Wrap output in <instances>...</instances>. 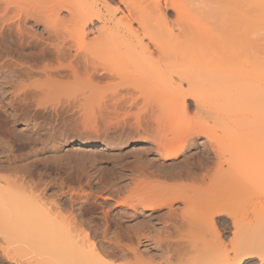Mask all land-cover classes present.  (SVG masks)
Listing matches in <instances>:
<instances>
[{
	"label": "bare ground",
	"instance_id": "bare-ground-1",
	"mask_svg": "<svg viewBox=\"0 0 264 264\" xmlns=\"http://www.w3.org/2000/svg\"><path fill=\"white\" fill-rule=\"evenodd\" d=\"M170 11L174 13L172 19H169L167 15ZM61 12H66V17L60 15ZM29 21L34 25L42 24L41 33L28 28ZM64 22L68 23V26L64 27ZM102 87L109 88L110 92L103 94ZM188 97L192 100L187 99V101H193L196 111L194 112L197 113L196 115L194 113L195 118L191 117L193 122L189 120L188 114L186 115L188 111L186 98ZM149 101L154 103L152 104L154 106L150 111L147 110L148 113L146 106L143 107L148 121L158 124V122L167 121V118L178 120L171 122L172 128L175 127L173 130L176 131L171 133L173 135L171 138L165 137L166 135L163 137L156 135L151 130L152 125L150 126L139 112L132 113V109L140 110L139 105H147ZM92 104L93 107L96 104L101 105L110 110V115L116 116L117 120L110 117L119 135L104 143L97 138L84 137L77 139L76 145H102L111 148L110 146L114 143H122L126 138L144 137V140L148 139L152 142L153 151L162 160L158 168L154 167L152 171L150 168L151 166L153 168L154 163L150 160L146 161L151 171L149 174L161 176L160 173L165 166L174 165L171 161L185 153L194 144L193 136L202 135L207 142H211L210 146L212 145L211 148L217 157V160H213V166L208 165L209 157L206 154L205 159L201 158L202 161L198 159L177 170L168 172L166 170L162 176L170 180L188 179L190 184L196 182V185L208 182H205V177L208 175V183L215 184L217 190H224L220 184H224L225 189L227 186L233 189L239 187L233 182L240 174L244 178L243 172H247V176H250L248 171L255 169L257 161L253 158L258 159V153L260 156L264 151L261 147V144L264 145V0H0V114L5 124L10 125L11 128L18 123L21 124V127L16 130L25 134L27 142L20 146L28 148V153L25 154L10 151L4 158L0 157V202L4 203L0 208V234H3V237L6 236L7 240L12 241L13 246L20 250H23L28 243L38 246L28 247L30 250L26 249L29 257L25 254L27 259H24L26 260L24 264H115L111 261L112 257L116 259V262L119 261L118 264H149L138 251V245L141 239H149L143 234L145 232H142V229L149 228L150 231L148 220L154 214L161 215L159 210L162 207L167 208V211L164 210L166 216H160L162 227L159 229L162 230L163 235L161 236L159 229V232L156 229L151 230L154 233L156 231V235L153 234L151 237L155 243L163 244L159 256L162 262L158 264H243L246 256L252 253L257 254L259 259L264 261V233L254 237L251 233L243 235L245 233L243 232L242 235L246 236L243 238L245 240L237 241V244L232 241L231 248L232 245L236 247L230 249L231 251L220 248L221 245L224 246L221 244L223 240L222 232H219L220 227L229 230V225L232 226V229H235H233L235 233H232L236 234L237 238L240 235L237 233L249 231L246 229L248 226L245 230L241 227L244 225L241 222H246L250 214L249 210L246 212L249 208L248 206L246 208L247 199L246 202L242 200L238 202L244 204L245 207L242 204L243 209H246H244L245 212L242 211L248 217L243 215V212L240 213L241 210L238 214L234 212L232 206L230 207L235 194H232L231 198L232 189L229 188H227L228 191L226 189V195L223 191L221 193V195L224 193L222 195L224 199L220 194L218 195L220 200L217 196L215 198L211 195L214 198L213 202L209 201L202 205L193 204L191 201V193L195 187L190 184L178 185L181 182L175 185L159 184L153 187L150 193L142 195L140 193L139 196L135 192H129L127 196L118 198L120 201L117 204L131 205L134 214L139 206L141 212L144 210L149 214L145 223L137 228L129 225V228H125L129 229L127 232L121 229L124 228L121 227V222L118 220L114 222L107 213L108 210L103 209L100 212L101 215H97L100 221L94 219L99 222L92 227L86 225L87 222L92 221L87 217L92 207L84 205L86 202H82L84 206L79 202V209H76L79 212L78 215L77 211L73 210L77 215L76 221H74V212L67 208H74V202H62V204L58 202L60 205L54 202L53 211L45 209L46 201L42 194L28 192L29 187L32 185L34 187L36 184L30 180L33 179L32 170L38 162L40 163L43 152L48 153L50 158L63 156L59 154L60 148L62 144H67V140L60 130L59 134L56 132L58 124H61V127L64 123L60 109H82L91 107ZM48 109L52 113L45 117L43 110ZM119 111L124 114L123 117L118 114ZM184 114L185 116L182 117ZM198 114L205 116L201 117ZM118 117L122 118L118 119ZM179 121L186 122L180 132L177 130L180 129L177 127ZM220 124L225 125V128L219 132ZM125 129L129 131L125 133ZM259 149L260 152H258ZM225 150L227 154L223 156ZM218 156L223 160H220ZM223 162L226 167L222 166ZM205 168L211 169V173L198 174L195 171H202ZM256 170H253V173L255 172L258 176L259 173H263L260 166L256 167ZM254 174H251L250 178L253 179ZM220 175L233 181L230 180L231 182L227 184L228 179L225 178L227 181L225 183L223 177H219ZM240 176L238 179L241 181L243 178ZM260 177L264 179L263 176ZM250 178L242 181L249 180L252 183ZM198 180L201 182H197ZM30 181L33 184L29 185ZM36 189L34 187L35 192ZM135 189L138 190L137 187ZM202 189L207 193L205 188ZM218 193L216 192L215 195ZM240 194L235 195V203L242 198ZM229 198L231 200L227 202ZM205 199L207 200L208 197ZM248 200L252 199L248 198ZM175 202H181L183 207L173 208ZM61 206L63 208L66 206L67 213H69L68 210L69 214L73 212V216L71 214L68 218V214L65 220L61 215L62 219L66 222L73 217L74 220L71 223L76 225L70 222H66V224L70 223V226L63 224L65 229L68 226L67 230L70 228V232L74 233L63 235L61 231L62 235L57 238L56 230L60 228L61 223L58 220L61 218L59 215ZM253 213L250 217L252 215L258 218ZM10 214L17 217L16 219L19 220L17 222L20 223H9ZM159 215L155 217L160 219ZM196 216H200L203 222L201 224L194 222L191 226ZM31 217L33 221L37 219L39 226L34 229L37 223L32 221L31 223L36 225L29 231L27 230L29 227L27 224L24 225V222ZM245 217L246 220H243L242 218ZM250 217L247 221L248 225H250L249 222L253 223L257 219ZM240 218L242 221L237 220ZM54 222L56 229L54 233L57 232L54 235H57L49 242L46 240L47 233L41 227ZM150 223L152 229L153 222ZM79 224L88 226L91 232L86 228V233L83 232L84 230L79 231L78 228L81 229ZM71 225L76 227V232ZM185 225L191 232L200 234V237L192 236L193 240L182 242L170 241L171 233L176 235ZM21 226L24 229L27 228V231L21 230ZM112 228L122 237L127 238L130 243L123 241L122 244L120 241L124 238L120 235L119 240H122L114 243L118 238V234L114 232L117 238L111 240L113 243V245L111 243V249L114 248L116 251L106 250L110 252L108 253L110 256L105 253L106 251L105 254L102 251L106 248L105 245L103 246V241L97 242L100 247H103L101 248L103 256L98 244L99 250L97 249L93 236L96 235L95 230L99 229L105 241V235ZM81 233L84 234L81 235ZM206 233L212 236L207 235L208 238L210 237L208 239L205 236ZM180 234L182 235L181 232ZM242 235H240L241 238ZM251 235L252 237H249ZM110 239L109 237L108 240ZM42 240L47 241L46 246L45 242L41 244ZM48 243L50 244L47 246ZM217 246L220 251H216ZM223 249H225L224 252H222ZM202 252L206 254L186 258L190 253L201 254ZM106 254L109 257L112 256L111 258L107 256L110 261L105 258ZM8 258L12 260L15 257ZM148 259L151 260L152 257ZM19 260L15 262L18 264Z\"/></svg>",
	"mask_w": 264,
	"mask_h": 264
},
{
	"label": "rangeland",
	"instance_id": "rangeland-1",
	"mask_svg": "<svg viewBox=\"0 0 264 264\" xmlns=\"http://www.w3.org/2000/svg\"><path fill=\"white\" fill-rule=\"evenodd\" d=\"M60 15H62L63 17H66V12H61L60 13ZM168 17H169V19L171 18H173L174 17V13L172 12V11H170V12H168ZM62 16H60V17H62ZM68 23H66L65 24V22H64V27H66V26H68L67 25ZM27 27L29 28H31L32 30H34L36 33H41V31H42V24H37V25H34L31 21H29L28 23H27ZM62 27V26H61ZM64 29H66V28H64ZM6 30V29H5ZM9 58V57H8ZM107 88V87H106ZM102 91H103V94H108V92H110V89L109 88H107V89H105V88H103L102 87V89H101ZM100 90V93L102 92ZM108 90V91H107ZM106 92V93H105ZM9 93V92H8ZM8 96V95H7ZM191 98V97H190ZM154 99V98H153ZM187 99L188 100H192V99H189V97L188 98H186V101H187ZM153 101H155V100H153ZM150 102V101H149ZM148 102V103H149ZM188 102V104H187V112H186V115L188 114V117H189V120L191 119V117H193V118H195L194 117V113L196 112L194 109H195V107L193 106L194 104H192V102L191 101H187ZM190 102H191V104H190ZM148 103H147V105L145 104V105H139L140 106V110H138V109H136V111H134L135 110V108L134 109H132V113L134 112H139V115L141 114L142 116H143V119H146L147 121H148V119L147 118H145V115H144V106H146V112L148 113V111H150L151 110V108L154 106V105H152V104H154V103H156V101L154 102V103H152V102H150L149 103V106H148ZM97 105V104H96ZM94 105V107H93V104H92V106L90 107H83L82 109L81 108H76V109H68V108H63V109H60V114H62V117H63V120H64V123L62 124V126L60 127V125L61 124H58V126L56 127L57 128V130H56V128H55V130H56V132H58L59 130H60V132H61V134H63V136L66 138V140H67V144L66 145H61V148H60V155L62 154L63 156H58V157H55L54 158V156L53 157H51L50 158V155H49V158H48V156H47V154L45 153V152H43L42 154H41V161H40V163L38 162L37 164H36V166L38 167H36L35 166V169H33L32 171L34 172H32L34 175H32V173H31V177H33V179L31 178L30 180H33V182H35L36 184V186L34 185V187H35V189H36V192L34 191V187H33V185L32 186H30L29 187V189H28V192H29V194H38V193H40V194H42V196H43V199H44V201H46V205L44 206V208L45 209H51L52 211L55 209L54 208V206L53 205H55V203H58V202H60L61 204H62V202H74L73 203V206H75L74 208L72 207V208H69V207H67L70 211L72 210H74V211H77L76 212V214L78 215V210H76L77 208H78V206L81 204H83L84 202H86V203H84V205L85 204H87L88 206H90V207H92V211H90L89 212V214H90V216H89V214H87V217L90 219V220H92V221H89V219L87 218V217H84V216H86V215H84L83 217L85 218V219H88V221L89 222H87L88 224H86V225H89V227L91 226L92 227V225H94V224H96V222H99L100 220H99V217L97 216L98 214L99 215H101V213L100 212H102V209L103 210H108L107 211V213L109 214V216H111L110 218H112V220H114V222H117V220H118V222H121L122 224H121V227H124V228H121V229H125V228H129V225L130 226H132V228H133V226H134V228H137V226H139L140 224H143V223H145L146 222V220H148V214H149V212H147V211H142L141 212V207H139V206H137L138 207V210H137V212L134 214V212H133V209L131 208V205H128V204H121V203H118L117 204V202L118 201H120L118 198H123L124 196H127L128 194H130L131 192H135V193H137V195L139 196V194L140 195H142V194H147V193H150L151 191V189L153 188V187H155L156 185H162V184H178V182L180 183V184H178V185H186V184H190L191 182L188 180V179H172V180H170V179H167V178H164L163 176H162V174H163V172H165L166 170H167V172L168 171H174V170H177V169H179V168H182V166H185L186 164H192L195 160H200L201 158H203V159H205V156H207L208 155V157H209V164L208 165H212L213 166V164H214V161L215 160H217L216 158V155H214L215 153L213 152V150H212V148H211V146H210V144H211V142L209 143V142H207V140L202 136V135H196V136H193V142H194V144L192 145V146H190L186 151H185V153H183V154H181L178 158H176V159H174V160H172L171 162L174 164V165H170V166H165L164 167V169H163V171H161V176L159 175V174H149V172H151L153 169H155V168H158V166H159V163H161V158L158 156V155H156L155 154V152L153 151V144H152V142L150 141V140H148V139H143L144 137H140V136H134V137H129L128 139L126 138L125 139V141L124 142H120V143H118V142H116V143H114V145L113 146H110L111 148H109V147H106V146H102V145H93V146H86V145H76L75 144V142L77 141V139H82V138H84V137H91V138H97L99 141H101L102 143H104V141H107L108 139H113V137H114V139L115 138H117L118 137V135L119 134H117V132H118V129L117 128H115L113 125H115V123L113 124V120L111 119V117L110 116H112V115H110L109 113H111V112H109L110 110H108V109H106L105 107L103 108V106H101V105ZM151 105V106H150ZM96 106V107H95ZM144 107V108H143ZM150 108V109H149ZM142 109V110H141ZM50 109H48V110H43V113H44V116L46 115V116H48L49 114H50V112L52 113V111H49ZM63 110V111H62ZM84 110V111H83ZM148 110V111H147ZM193 110V111H192ZM48 113H47V112ZM61 111H62V113H61ZM80 111V112H79ZM122 111V110H121ZM140 111L142 112V113H140ZM195 111V112H194ZM122 112H125V111H122ZM122 112H118V114H120V116H124V114L122 113ZM129 113V112H128ZM130 113H131V110H130ZM173 113V112H172ZM104 114H106V115H104ZM114 114V113H113ZM121 114H123V115H121ZM197 113H195V115H196ZM72 115H73V117H72ZM199 115V114H198ZM45 116V117H46ZM114 116V115H113ZM112 116V118L114 119H116L117 120V118H116V116L115 117H113ZM142 116H140V117H142ZM172 116H174V115H172ZM183 116H185V114L184 115H182V117ZM199 116H205L204 114L203 115H199ZM199 116H197V118L199 117ZM109 117L111 120H109V118L107 119V118ZM122 117H118V119H121ZM128 117H130V118H132V116H128ZM171 117V116H170ZM180 117V116H179ZM84 118V119H83ZM141 120H142V118H140ZM170 118H167V121H163L162 119V121H163V123H159L158 122V124H156V123H154L153 121H151V120H149L148 122H149V124H150V126L152 127L151 128V130L156 134V135H158V136H160V137H163V136H165V137H168V138H171L173 135L171 134L173 131L174 132H176L175 130H173L174 128H172L173 126H171V122L172 121H174V120H177V119H174V120H172L173 118H171L170 120V122L168 121ZM179 119H181V118H179ZM184 119V118H183ZM182 119V120H183ZM199 119V118H198ZM4 119H2V115L0 114V157L1 158H4L6 155H8L9 153H10V151H15V153L17 154V152L19 153V154H25V153H28V148H26L27 149V151H26V149L25 148H23V147H21L20 145H22V144H24V143H26L27 141H26V137H25V134H23L21 131H17L16 130V128L18 129V128H20L21 126V124L20 123H18V124H16L14 127H12L11 128V126L10 125H8V124H5V122L3 121ZM39 120V119H38ZM40 120H41V118H40ZM74 120V121H73ZM77 120V121H76ZM160 120V119H159ZM184 120H186V119H184ZM188 120V121H189ZM83 121V122H82ZM178 121V120H177ZM187 121V120H186ZM195 121V120H194ZM76 122V123H75ZM115 122V121H114ZM168 122V123H167ZM191 122H193L192 121V119H191ZM191 122H189V123H191ZM79 123V124H78ZM153 123V124H152ZM166 123V124H165ZM184 123L186 124V122L184 121ZM184 123H183V121H179L178 123H177V127H180V129H177L178 130V132H180L182 129H183V127H184ZM83 124V125H82ZM110 124H111V126H110ZM113 124V125H112ZM162 124V125H161ZM109 125V126H108ZM78 126V127H77ZM82 126V127H81ZM113 126V128H111ZM116 126V125H115ZM163 126V127H162ZM220 128H219V132L223 129V128H225V125H218ZM11 128V130L13 129V131H11L10 130V128ZM60 127V128H59ZM64 127V128H63ZM95 127V128H94ZM62 128V129H61ZM77 128V129H76ZM109 128V129H108ZM10 130V132H9V130ZM108 131H107V130ZM115 130V132H113L114 130ZM85 130V131H84ZM97 130V131H96ZM100 130V131H99ZM116 130H117V132H116ZM128 130V129H127ZM126 129H125V133H127L128 131H127ZM93 131V132H92ZM103 131V132H102ZM107 131V132H106ZM163 131H164V133H163ZM60 132H58V134L60 133ZM96 132V133H95ZM104 132H105V134H104ZM120 132V131H119ZM173 132V133H174ZM88 133V134H87ZM107 133V134H106ZM109 133H110V136H109ZM113 133V134H112ZM115 133L117 134V135H115ZM167 133V134H166ZM164 134V135H163ZM21 136H23V137H25L24 139L21 137ZM108 136V137H107ZM147 140V141H146ZM71 142V143H70ZM126 142V143H125ZM213 143V142H212ZM13 144V145H12ZM7 145V146H6ZM23 146V145H22ZM8 147H9V149H8ZM17 147H19V148H17ZM79 147V148H78ZM81 147V148H80ZM261 147H263L264 148V145L263 144H261ZM6 148V149H5ZM12 148V149H11ZM14 148V149H13ZM261 149V148H260ZM260 149H259V151L258 152H260ZM20 150V151H19ZM6 151H8L7 152V154H6ZM219 152V151H218ZM79 153V154H78ZM220 153V152H219ZM263 153H264V151H263ZM262 152H261V154H260V156H259V153H258V159H256L255 157L253 158V159H255V160H257L258 162H260L259 163V166H260V170H261V168H262V170H261V172L263 171V173L262 174H260L259 173V176H258V174L256 175V173L254 174L253 173V170H256V167H259L258 166V162L256 161L255 162V169H253V170H249L248 172L250 173L249 175L251 176V174L253 175L254 174V176H253V179H252V177L250 178V176H247V172H243V173H245L244 174V178H243V176H240V175H238V178H239V176L240 177H242L244 180L247 178L248 179V177L250 178V180L252 181V183H250V181L249 180H247V181H240L238 178H237V180L236 181H234L233 183H235L236 184V186L238 185L239 187H236V188H234L233 189V187H226V189L227 188H229L230 190L232 189V192H231V194H230V196L233 194H235V195H238V194H240V196L242 197V198H240V199H238L237 201H236V203H238L239 205H235L236 203L234 202L236 199H235V195H234V199L232 200L233 202H231V205H230V207L232 206L233 208L232 209H234L235 211L234 212H238V211H240V213H242L243 211H244V209H246L247 208V206L249 207V208H247L246 209V212H247V210H249L248 212L250 213V214H252L253 212V214L254 215H256V216H258V218L257 217H252V215H251V217H250V214H248L249 215V217L252 219V218H257L256 219V221L254 220V222L253 221H251V219H250V221L251 222H253V223H250L249 222V224L250 225H248V220H249V217H248V215H245L244 214V212L242 213L243 215H245L246 217H248V220L245 222L244 221V223H243V221L241 220V218L240 219H237V220H239V221H242L241 222V224H244V225H241V227L245 230V228H246V226H248V228H246V229H249V231H241V228H240V225L238 226L239 228H240V231H241V233L239 232V233H237L238 235L240 234V235H242V233L243 232H245V233H243V235H245L246 233H249V235H250V233L254 236V237H258V236H260L261 234H263L264 233V182H263V180L264 179H262V177H260V176H263L264 177V163H263V161H264V155H262L263 154ZM83 154V155H82ZM207 154V155H206ZM224 154L225 155H223V156H226V154H227V152H226V150H225V152H224ZM66 155V156H65ZM47 156V157H46ZM204 156V157H203ZM222 155H221V157H223ZM63 157V158H62ZM198 157H200V158H198ZM220 156H218V158H219ZM220 157V160L222 159ZM68 160H67V159ZM138 158V159H137ZM139 159H141V160H139ZM203 159H201V161L203 160ZM215 159V160H214ZM91 160V161H90ZM152 161L153 163H154V166H153V168H152V166H151V168H150V170L151 171H149V168H148V166L149 165H147L146 164V161L148 162V161ZM207 160V161H208ZM214 160V161H213ZM223 160V159H222ZM58 161V162H57ZM138 161L140 162V163H138ZM144 165H143V164ZM168 163H170V162H168ZM172 163H170V164H172ZM263 163V164H262ZM119 164V165H118ZM136 164V165H135ZM138 164V165H137ZM206 164V165H207ZM41 165V166H40ZM59 165V166H58ZM207 165V166H208ZM225 165V163L223 162V167H226V166H224ZM174 166V167H173ZM181 166V167H180ZM210 166H208L209 168H210ZM129 167H130V169H129ZM135 167H136V169H135ZM142 167V168H141ZM155 167V168H154ZM132 168V169H131ZM138 168V169H137ZM209 168H205L204 170H202V171H199V170H195L196 171V173H200V172H202V173H205V172H208V173H211V169H209ZM211 168H213V167H211ZM39 169V170H38ZM56 169V170H55ZM140 169V170H139ZM142 169H143V171H142ZM145 169V170H144ZM225 169V168H224ZM258 169V168H257ZM132 172H131V171ZM148 170V171H147ZM259 170V169H258ZM140 172V175H139V172ZM257 171V170H256ZM127 172V173H126ZM260 172V171H259ZM142 173H144L143 175H141ZM157 173V172H156ZM247 173V174H246ZM258 173V172H257ZM136 175V176H135ZM243 175V174H242ZM256 175V176H255ZM134 176V177H133ZM247 176V177H246ZM132 177V178H131ZM160 177V178H159ZM207 177H208V175L205 177V182L206 181H208L209 182V180L207 179ZM220 178H222L223 176H219ZM258 177H259V179H258ZM144 178V179H143ZM219 178V179H220ZM225 176L223 177V179L225 180ZM28 179V178H27ZM131 179V180H130ZM223 179H222V182H223ZM228 179V177L226 178V180ZM262 179V180H261ZM36 180V181H35ZM137 180V181H136ZM167 180H169V181H167ZM183 180L185 181V182H183ZM221 180V179H220ZM225 180V183L227 182ZM231 179H228V182H227V184L229 183V182H231V181H233V180H231ZM260 180V181H259ZM140 181V182H139ZM164 181V182H163ZM175 181V182H174ZM216 181H218V180H216ZM248 181H249V183H248ZM32 181H30V183H29V185L30 184H33V182L31 183ZM139 182V183H138ZM183 182V183H182ZM188 182V183H187ZM197 182H201V181H197ZM208 182H206V183H208ZM196 183V182H195ZM195 183H193V184H190V185H192V186H194L195 187V189L192 191V193H191V201H193V204H204V203H208L209 201H212L213 202V199L214 198H212V196L214 197L215 196V198H216V196L218 197V195L220 194L221 195V193H222V191L223 192H225V195H226V189H225V186H224V184L222 185V184H220V186L221 187H223L224 188V190H217V187L215 186V184H212V183H208V184H206V183H204V182H201L200 184H196V185H200V186H196L195 185ZM204 183V184H203ZM216 183V182H215ZM220 183V182H219ZM224 183V182H223ZM262 183V184H261ZM209 184H211V185H209ZM218 184V183H217ZM141 185V186H140ZM234 185V184H233ZM137 187V189L140 191L139 193H138V190L136 191V189L134 190V188H136ZM206 186V187H205ZM210 186H211V188H210ZM229 186H231V185H229ZM197 187H199V188H197ZM205 188V190L207 191V193H205L204 192V190L202 189V188ZM209 187V188H208ZM212 187H215L216 189H214V188H212ZM220 187V188H221ZM132 188H133V190H132ZM201 188V190H199ZM131 189V191H129ZM208 189H210V191H208ZM212 190V191H211ZM216 190V191H215ZM33 191V192H32ZM128 191V192H127ZM202 191V193H200V192ZM213 191H214V194H213ZM227 191H228V189H227ZM35 192V193H34ZM130 192V193H129ZM216 192L218 193L217 195H215L216 194ZM252 193L251 195H250V193ZM94 193H96V194H94ZM117 193V194H116ZM204 193V194H203ZM211 193V194H210ZM230 193V192H229ZM100 196H99V195ZM224 194V193H223ZM222 194V195H223ZM95 195H97V196H95ZM117 195H119L118 197H117ZM212 195V196H211ZM221 195V198H223V196ZM229 195V194H228ZM250 197H249V196ZM79 196V197H78ZM102 196V197H101ZM229 196V197H230ZM239 196V195H238ZM238 196L236 197V198H238ZM252 196H253V198H252ZM81 197V198H80ZM91 197V198H90ZM207 198L208 197V199L206 200H204V198ZM212 200H211V199ZM231 198H232V196H231ZM248 198L250 199H252V200H248ZM56 199V200H55ZM218 199L220 200V197H218ZM224 199V198H223ZM226 199V198H225ZM246 199H247V203L248 204H246V208H244L243 209V206H244V204H243V206H242V204L240 203V202H238V201H240V200H242V201H245L246 202ZM116 202H115V201ZM216 201H217V199H215ZM215 200H214V202H215ZM230 198H229V200H226L227 202H230ZM257 200H258V202H257ZM205 201V202H204ZM207 201V202H206ZM241 201V202H242ZM251 203H250V202ZM55 202V203H54ZM79 202H80V204H79ZM83 202V203H82ZM92 202H93V204H92ZM195 202V203H194ZM244 202V203H245ZM60 203H58L59 205H60ZM77 203H78V205H77ZM96 203V204H95ZM254 204V205H250V204ZM259 203V204H258ZM4 203L3 202H0V208L2 207V205H3ZM91 204V205H90ZM84 205H82V206H84ZM250 205V206H249ZM259 205V206H258ZM63 206V205H62ZM61 206V207H62ZM82 206H80V208H82ZM102 206V207H101ZM262 206V207H261ZM50 207H52V208H50ZM58 207H60V206H58ZM66 206H64V208L62 207V209L61 208H59L60 210H59V215H60V217H61V215H63V217H64V220L65 219H67V216L66 215H68L69 213H70V211L68 210V212L69 213H67V208H65ZM93 207H94V209H93ZM122 207V208H121ZM181 207H183V204L181 203V202H175L174 204H173V208H181ZM245 207V206H244ZM101 210H100V209ZM260 208V209H259ZM66 209V210H65ZM79 209V208H78ZM253 209V212L251 213V210ZM62 210V211H61ZM65 210V211H64ZM94 210V211H93ZM163 210V211H162ZM164 210H166L167 211V208H165V207H162L159 211H161V215L162 216H166V214L164 213ZM243 210V211H242ZM73 211V212H74ZM140 211V212H139ZM165 211V212H166ZM65 212V213H64ZM73 212L71 213L72 214V216H73ZM133 212V213H132ZM262 212V213H261ZM95 213V214H94ZM143 213V214H142ZM233 213V212H232ZM14 214V213H13ZM13 214H10V216H9V223H11V224H19L17 221H19L18 219H16L17 217H15ZM36 214V213H35ZM35 214H33V215H35ZM71 214H69L68 215V218L70 217V215ZM93 214V215H92ZM160 214V213H159ZM158 214V215H159ZM165 214V215H164ZM235 214H237V213H235ZM238 214H239V212H238ZM237 214V215H238ZM241 214V215H242ZM37 215V214H36ZM40 215V214H39ZM77 215H75V212H74V217H75V220L74 219H72V218H70V220L68 221H66V222H70L71 223V221L72 220H74V221H76L77 220ZM95 215V216H94ZM158 215H156V214H154V216L151 218L150 216V219L148 220L149 222H148V224L150 225V231L151 230H158L159 228L161 229V227H162V222H160L161 221V218H160V216L161 215H159V218L160 219H158L157 217H158ZM260 215H262V217H260ZM155 216H157V217H155ZM161 216V217H162ZM37 217V216H36ZM66 217V218H65ZM94 217V218H93ZM155 217V218H154ZM235 217V216H234ZM238 217H241V216H239L238 215ZM246 217L245 218H242L243 220L245 219L246 220ZM259 217L261 218V220L259 221ZM33 217H31L30 218V220H28L27 222H24V225H26L27 224V227H29L28 229L27 228H22L23 226H21L20 227V229L22 230V229H24L25 231H27V230H31L32 229V226H35V225H33L31 222L33 221V220H31ZM59 218V217H58ZM97 218V219H96ZM236 218V217H235ZM38 219H40L39 217H38ZM62 219V217L61 218H59L58 220H59V222H61L60 224H59V226H60V228H59V230H58V228H57V230L55 229V222L54 223H52V224H47L46 226H43V227H41V229L42 230H44L46 233H47V239L46 240H48L49 242H51V240H52V238L54 239V237L57 235V238L60 236V235H65V234H73L74 232H70L71 230H70V228H69V230H67V228H68V226H70V223H68V224H66V222L63 220H61ZM85 219H83V220H85ZM94 219L95 220H99V221H94ZM116 219V220H115ZM40 221V220H39ZM145 221V222H144ZM153 222V228L151 229V223L150 222ZM14 222V223H13ZM33 222H35V223H37V226H35L34 227V229L36 228V227H38L39 226V223L37 222V219H35ZM41 222V221H40ZM113 222V221H112ZM194 222L195 223H199V224H201L203 221H202V219H201V217L200 216H196L195 217V219H194V221H193V223L191 224V226H193L194 225ZM7 223V222H6ZM76 223H78V221L76 222ZM247 223V224H246ZM63 224H66V225H68L67 226V228L65 229V226H63ZM71 224H73V223H71ZM98 224V223H97ZM74 225V224H73ZM73 225H71V226H73ZM76 225V224H75ZM74 225V226H75ZM80 226H81V229L80 228H78V230L80 231V230H84L83 232H85L86 233V231L88 230L89 232H91L90 231V229L91 228H89L88 226H86V225H82V224H79ZM126 225H127V227H126ZM154 225H155V228H154ZM256 225V226H255ZM71 227L72 229H74V231H75V229H76V227ZM79 226V227H80ZM82 226H84L83 228L84 229H82ZM136 226V227H135ZM156 226L158 227V228H156ZM218 226H220V225H218ZM251 228H250V227ZM260 226V227H259ZM57 227V226H56ZM89 229H88V228ZM238 227H237V230H238ZM258 227L260 228V229H258ZM85 228L87 229L86 231H85ZM131 228V227H130ZM27 229V230H26ZM100 229V228H99ZM99 229H96L95 231H96V235L95 236H93V239L95 240V243H96V247H97V244H98V247L100 248V251L102 250L101 248H103V247H100L99 246V243H97L98 242V240H100V241H103V246L104 247H106L105 248V250H104V248H103V253L106 251V250H108V251H116L114 248H113V250L111 249L112 248V246H111V243H112V239L113 238H115L117 235L115 234V233H117L115 230H113V228L111 229V231L109 232V233H107L106 235H105V241H104V238H102V235H100L101 233V230L99 231ZM149 229V228H148ZM148 229H145L144 228V230L142 229V232H145V233H143L144 235H147L148 237H149V239L148 240H145V239H141V243H139V245H138V251L141 253V256H143V258H144V260H145V262L146 263H149V264H158V263H161L162 262V260H160V258H159V256L161 255V250L163 249V244H157V243H155V241L153 240V238H151L152 236H153V234L154 235H156L155 233H156V231H155V233H154V231H149ZM159 229V230H160ZM217 229H219V228H217ZM232 229V226H230L229 225V230H228V228L226 229V230H224V229H221V227H220V229L219 230H221V231H219L220 233L222 232V236H221V239L223 240V241H221V244H223L224 246L222 247V245H221V247L220 248H225L226 249V251H231L230 249H232L233 247H236L235 245H232L233 247L231 248V244H232V241L234 242L235 241V244H237V241H241V240H245V239H243L244 237H246V236H243L242 235V238H241V236L239 235V237L237 238V236H236V234H233L232 232H234V230L232 231L231 230ZM252 229V230H251ZM257 229L259 230V231H257ZM58 231V233L57 232H55V233H57L56 235H54L55 233H54V231ZM129 230V229H128ZM127 229H125V231H123V232H127L128 231ZM148 230V231H147ZM159 230H158V232H159ZM228 230V231H227ZM63 233H62V232ZM79 231H77V233L79 232ZM146 231H147V233H146ZM171 231V230H170ZM187 231V232H186ZM254 231H256V232H254ZM76 232V231H75ZM115 232V233H114ZM160 232H161V236L163 235V232H162V230H160ZM180 232L182 233V235L180 234ZM179 233H176V235H175V233H171L172 234V236H171V239H170V241H172V242H174L175 240L178 242V241H186V240H193L194 238H192V236L193 237H200V234H198V233H193V232H191L190 230H189V227H187L186 225L182 228V231H180ZM62 233V234H61ZM114 233V234H113ZM184 233V234H183ZM205 233V232H204ZM203 233V234H204ZM235 233V232H234ZM84 233H81V235H83ZM118 234V238H117V240H115V242L114 243H117L116 241H120V240H122V239H120L119 240V235H120V233L118 232L117 233ZM142 234V233H141ZM151 234V235H150ZM158 234V233H157ZM186 234V235H185ZM187 234H189V235H187ZM191 234V235H190ZM202 234V236L204 237V235ZM92 235V234H91ZM159 235H160V233H159ZM207 235H209L208 233H206L205 234V236H207ZM252 235L251 236H249V237H252ZM2 236V237H1ZM4 235L2 234H0V264H17L16 262H18L17 260H19L20 262V264H24V262L26 261H24V259L26 258L27 259V256H28V253H26V249H28V247H32V248H35V247H38V246H36V244H34V243H28L26 246H24L25 248L21 251L20 249H18L17 247L15 248L14 246H13V243H12V241L11 242H9L8 240H7V238H6V236L5 237H3ZM121 236V235H120ZM189 236V237H188ZM210 236V235H209ZM212 236V235H211ZM210 236V237H211ZM97 237V238H96ZM109 237L111 238L110 240H108L109 239ZM122 237V236H121ZM174 237V238H173ZM186 237V238H185ZM209 237V238H210ZM248 237V236H247ZM248 237V238H249ZM56 238V237H55ZM122 238H124L122 241H120L122 244H123V241H124V243H127L128 241H127V238H125V237H122ZM188 238V239H187ZM207 238H208V236H207ZM208 238V239H209ZM240 239V240H239ZM113 240V241H114ZM99 241V242H100ZM175 241V242H176ZM43 242H45L44 243V245L46 246V243H47V241H43L42 240V243L41 244H43ZM110 242V243H109ZM120 242H118L120 245H121V243ZM224 242V243H223ZM130 242H128L127 244H129ZM12 244V245H11ZM20 244V243H19ZM50 243H48L47 244V246L49 245ZM108 244H110V245H108ZM220 244V243H219ZM234 244V243H233ZM241 243H239V245H240ZM14 245H18L17 243L15 244L14 243ZM112 245H113V243H112ZM220 246V245H219ZM219 246H217V248H216V251H220V249H219ZM4 247V248H3ZM14 247V248H13ZM97 247V249L99 250V248ZM237 248H238V245H237ZM2 249V250H1ZM225 249H223V251L222 252H224V250ZM228 249V250H227ZM6 250V251H5ZM15 250H17L16 252L18 253H16L15 252ZM28 250H30V249H28ZM102 251H101V254H102ZM8 252V253H7ZM111 252V253H112ZM5 253L7 254V255H5ZM15 253V256H13V254ZM105 253H110V252H105ZM104 253V254H105ZM204 253V254H203ZM10 254V255H9ZM21 254V255H20ZM25 254L27 255V256H25ZM106 254V256H105V258H107V256L109 255H107ZM205 255L206 254V252H202L201 254L199 253V254H195V253H190V254H188L187 256H186V258L187 257H189V258H192V257H196V256H201V255ZM23 255H24V257H23ZM103 255V254H102ZM191 255V256H190ZM202 255V256H203ZM10 256L11 257V259L12 258H14V259H12V260H10L8 257ZM104 256V255H103ZM110 256V255H109ZM108 256V257H109ZM152 257V259L150 260V259H148V257ZM16 257H17V260H16ZM29 257V256H28ZM112 257V256H111ZM111 257H109V258H111ZM113 259H111V261H114L115 262V264L117 263V262H119V261H117L116 262V259H114V257H112ZM246 260H245V262L243 263V264H264V261H261L260 259H259V257L257 256V254H255V253H252V255H250V254H248L247 256H246V258H245ZM14 260V261H13ZM107 260H109L108 258H107ZM117 260H119V259H117ZM11 261H13V262H11ZM16 261V262H15ZM110 261V260H109ZM18 263V264H19ZM174 263V262H173ZM118 264V263H117ZM122 264V263H121ZM175 264V263H174ZM177 264V263H176Z\"/></svg>",
	"mask_w": 264,
	"mask_h": 264
}]
</instances>
